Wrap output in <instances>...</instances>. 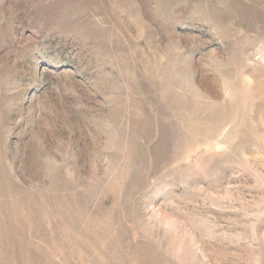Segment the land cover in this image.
<instances>
[{
	"label": "rangeland",
	"instance_id": "374dc122",
	"mask_svg": "<svg viewBox=\"0 0 264 264\" xmlns=\"http://www.w3.org/2000/svg\"><path fill=\"white\" fill-rule=\"evenodd\" d=\"M0 264H264V0H0Z\"/></svg>",
	"mask_w": 264,
	"mask_h": 264
}]
</instances>
